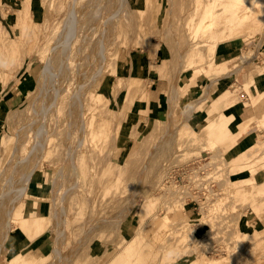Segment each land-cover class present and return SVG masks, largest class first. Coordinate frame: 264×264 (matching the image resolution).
Returning a JSON list of instances; mask_svg holds the SVG:
<instances>
[{
	"label": "rangeland",
	"instance_id": "1",
	"mask_svg": "<svg viewBox=\"0 0 264 264\" xmlns=\"http://www.w3.org/2000/svg\"><path fill=\"white\" fill-rule=\"evenodd\" d=\"M72 1L0 0V103L5 110L0 116V168L4 167L9 159V149L7 150L6 146L15 141L14 134L18 128L33 123L35 118L41 119L35 112L41 111L42 98L39 93L42 84H48V80L44 81L43 65L50 46L52 47L60 36ZM149 4L145 12L138 13L139 9L145 8V0L128 1V8L132 11L133 29L130 32L129 28L125 27L109 48L108 54L115 59L109 73L112 76L105 74L89 84L97 68L96 64L89 66L82 60L89 47L78 51L82 46L81 34H77L71 41L68 69L70 72L76 70L78 74H68L59 80L61 83L58 86L61 90L54 105L49 107L48 126L59 125L57 131H60L61 126L64 127L65 110L68 109L71 94L77 83L83 85L81 92L85 105L84 121L92 133L85 137V146L77 150V175L63 171V178L57 177L56 172L64 163V157L56 158L58 152L56 155L50 153L40 159L34 154L28 163H22L26 164L27 168L23 173L37 165L31 178V186L42 190V195L45 196L40 202L41 214L37 216V228H43L44 233L30 243L23 233L19 234L23 237L16 236L19 231L16 226H11L9 235L1 247L0 264H8V259L22 250L26 251L27 257L14 264H46L51 260L50 256H47V259L39 256L49 255L55 241L56 233L51 217L53 208L58 207L60 196L75 180L79 187L73 193L67 194L63 203L66 208L63 228L65 239L63 243L57 242L63 251L75 242L76 234L84 227L96 224L94 220L97 218L113 216L117 212L114 210L118 209L115 207H119L130 193L138 194L135 196L137 199L131 212L121 223L124 238L116 240L114 237L117 232L105 230V225L99 223L86 240L87 254L76 255L66 264H110L111 258L115 257L118 251L123 253L124 261H127L126 255L134 258L136 254H141L137 264H143V259L150 262L154 260L156 264H264V192L256 193L257 188H253L250 195L244 192L245 189L250 190L249 187H244V183H264V149H260V145H264V123L258 122V113L260 109H264V105L259 102L257 106H251L252 101L257 96L264 95V92L260 88L261 84L255 80L253 85L256 97L253 98L254 91L246 88L247 80L244 74L247 65L254 58H260L264 54V23L257 30L245 31L239 37H226L213 50H209L208 46L202 47L199 52L204 59L203 69L196 70L194 67L182 73L178 79L180 62L177 56L180 47H177V43L182 41V32L179 25L177 26L180 23L179 14L185 11V20L188 23L192 19L191 9L194 4H197V8H201L203 4L201 0H149ZM74 5L77 10L85 12L88 0H75ZM214 57L218 59L217 71L211 66ZM184 60L186 59H183V63ZM121 69L127 72L119 74ZM195 70L196 74L192 78ZM234 81L236 84L230 91L227 90L230 82ZM172 84L179 88L176 102L168 100ZM242 88L249 95L248 99L241 97L246 95ZM140 92H145L146 98L139 95ZM225 93L229 102H214ZM204 96V101L194 105ZM214 107H221L222 110L219 109L217 113L221 115L213 122L214 115L211 111ZM190 109H193L192 117H199L200 121L194 126L191 120L184 122ZM238 111L242 113L239 117L243 120H249V124L253 122L252 128L243 135L230 139L226 144L221 142L216 147L204 149L202 146L205 138L211 136L215 130L229 131L231 128L236 132L245 129V125H242L241 129L237 126ZM261 120H264V114ZM208 124L211 126L206 128L207 131L199 142L185 141L180 144V138L175 136L178 139H174L173 150L167 156L154 152L148 157L151 148L159 143L158 137L162 132L178 127H181L180 131L185 132L190 128L199 130L201 126ZM37 127L38 123H33L21 132L16 143L17 151L12 158L14 165L16 159L27 157L34 142L33 131ZM249 135H253L255 140H260L261 144L247 147L248 150L254 147L259 150L249 156L251 173H245V169L229 167V161L233 160L232 155L228 153L237 145V139L242 142ZM73 137L74 135L69 139L70 145L75 144L73 140L76 137ZM176 148L183 150L176 152ZM204 158L206 159L203 161ZM245 162L243 159L237 161L240 165ZM189 163H198L216 183L217 190L206 194L203 203L206 207H201L198 212L197 207L185 206L188 192L185 186L176 183L177 186L185 188L183 197L186 198H178L182 194H177L183 193L179 190L175 194L178 197L170 198L177 197L175 205L180 202L184 204L186 217H178L182 216L180 220L187 226L186 230L184 228L176 231L165 240H161L160 235L166 229L155 230L143 247L141 241H135L134 250L126 254L124 249L128 241H131L132 232L151 216V204L147 202L146 197L150 196V200L156 204L155 216L164 217L166 210L158 207L169 200L168 195L164 193H169L174 185L167 184L166 178L163 180L162 177L164 174L168 177L170 169L177 172L179 167ZM18 169L20 170L17 168V171ZM9 172L7 170L0 175V193L5 190L3 185ZM19 172L16 173L17 177L23 174ZM173 176L174 174L171 175L172 181ZM254 178L256 181H252ZM164 183L166 185H162ZM169 185L171 187L167 188ZM160 187L165 189H158ZM208 208L212 209V212ZM207 209L211 213L208 219L204 220ZM33 211V203L25 200L24 215L29 216ZM260 217L263 220H260ZM187 218L192 220L188 221ZM236 222L239 229L244 224L249 226L239 230L241 236H245L239 244L234 243L236 237L231 236L235 231ZM14 224L13 221L12 225ZM182 230L186 232V236L181 241L179 234ZM211 231L222 235L223 241L216 253L210 251V246L202 242L209 232L211 235ZM203 235L206 237H202ZM217 243L218 241H213L211 245ZM119 264L124 262L121 260Z\"/></svg>",
	"mask_w": 264,
	"mask_h": 264
},
{
	"label": "bare ground",
	"instance_id": "2",
	"mask_svg": "<svg viewBox=\"0 0 264 264\" xmlns=\"http://www.w3.org/2000/svg\"><path fill=\"white\" fill-rule=\"evenodd\" d=\"M128 1L129 0H88V6L85 12L77 10L75 8V0L71 2V6L67 13V18L64 21L60 36L56 40V43L52 47L50 46L48 56L45 58V62L43 65L44 81L48 80V84H42V88L39 93V97L42 98V106L41 111L35 113L37 114V116H41V119L35 118L33 122L38 123V127L33 131L34 142L31 146V150L25 159H16V164H13L12 158L17 151L16 143L20 139V134L26 129V127L31 126L33 123L20 126L14 134L15 141L12 144L6 146V149H9V159L5 166L0 168V175L3 172L5 173L7 170H9L10 172L7 175L3 185V187H5V190H2V192L0 193V251L2 249L1 247H3L2 244L9 235L11 226H16V229L19 231L16 236L23 237L19 235L20 233H23L29 239L30 243L39 238L44 233V231L42 230L43 228H37V223L39 222L37 221V216L41 214L40 209L42 205L40 204V202L45 198V196L42 195V190H37L31 186V178L37 165L28 170L29 172L26 171L27 173H23V171L27 168L26 164L24 165L22 163H28L30 161V157L34 154H36L38 159H40L42 157H45L46 155L49 156L50 153H55L56 155V153L58 152L59 154L56 155V158H60L61 156L64 157V163L63 166L56 172L57 177L63 178V171H67L68 173L71 172L75 175L78 174V167L77 163L75 162L77 150L85 146V143H83L86 141L84 140L85 137L90 136L92 133L84 121L85 105L83 104V97L81 92V88L83 85H79L76 83L70 97V102L67 107L68 109L65 110L66 124H64V127L61 126L60 131H57V126H59L57 124V126L53 127L48 126L50 115L48 110L49 107L54 105L57 95L61 90V88L58 86L61 83H59V80L67 77L68 74H78L76 70V72H70L67 63V60L70 56L69 50L71 48V41L77 37V34H81L80 42L82 43V46H80L78 51L80 52L83 49L87 48V46L89 47L88 52L82 57V60L86 62V65L90 66V64H96L97 67L91 79L89 80V84L95 82L101 76L104 77L105 74L112 76L109 73L115 64V59H112L111 55L108 54L109 48L114 44L116 40L115 38L125 29V27H128L130 32L133 29V24L131 22L132 11L130 10V8H128ZM172 1L174 2L176 0ZM201 2L203 4L201 8H197V4H194V7L191 9L192 19H190V22L187 23L185 20V11L182 10L183 12L179 14L180 23L177 24V26L179 25L182 32V41L177 43V47H180L178 50L179 55L177 56V59L180 62L178 68V79H180V75L182 73H186L194 67L196 68V70L203 69L204 59L199 52L202 47L208 46L209 50H213L216 48V45L226 37H239L241 33H244L245 31L257 30L259 26L264 23V0H201ZM149 6V0H145V8L139 9L137 12L143 13L149 8ZM169 28L171 29V27ZM189 34L191 35L190 37ZM199 38L204 39L200 40ZM176 42L177 41L175 40L174 43L176 44ZM183 59H186L184 60V63ZM217 61L218 59L214 57V60L211 64L215 71H217ZM187 66L189 67L187 68ZM236 69H238V67ZM121 70L119 74L127 72L123 69ZM196 70L192 74V78L193 75L196 74ZM24 82L26 81L24 80ZM178 92L179 88L175 84H172L168 100L170 102H176L179 96ZM140 94L145 97V92H140L139 95ZM204 98L205 96L197 100L194 105L200 103L201 101H204ZM259 102L264 105V95L257 96L252 101L251 106H257ZM219 109L222 110L221 107H214L211 111V113L214 115V117H212L213 122L220 117L219 115H221L220 113H217ZM3 111H5L3 104L0 103V116L3 114ZM192 112L193 109H190L188 114L184 118V122L191 120L192 122H194L192 124L194 126L200 121L199 117H192ZM241 114L242 113L240 112L239 115ZM258 114V122L260 124L264 123V120H261V116H263L264 114V109H260ZM242 125H245L246 127L248 124L242 123L238 127H240L241 129ZM210 126L211 124H208L204 127L201 126L199 130L190 128L189 130H186L187 132H185V130L180 131L179 128L181 127H178L174 130L170 129L168 131H164L158 137L159 143L155 144V147H153V149L151 148V152H149L148 157H150V155H152L154 152L167 156V154H169V152H172L173 150L174 139L177 140L178 138H180L178 142L180 144H184L185 141L199 142L202 139L203 134L207 131L206 128ZM229 131H213L211 136L205 138L204 145L202 147H204V149L216 147L221 142H223L221 144H226L230 139L232 140V138H236V136L239 135L237 133L239 130L235 132L230 128ZM59 135L60 137H58ZM73 135L74 137H76V139L73 140L75 144L70 145L69 141L71 140L69 139ZM175 136H178V138ZM50 138H52V140ZM239 141L237 139V145L228 153L232 155L231 159L233 160L229 161V167L238 168L241 170L245 169V173H251L250 167L252 166H250L251 162L248 161L251 160L249 156L253 155V152L256 153L259 148L254 147L253 149L248 150L247 147H249L250 145V147H253V144L257 145V143H260V140H255L253 135H250L247 136L242 142ZM95 142H97V140H95ZM54 147H56V149ZM260 149L263 150L264 145H260ZM175 150H177L176 152H181L183 148H176ZM211 155L210 158H212ZM239 159H243L246 162L240 165L237 163ZM187 165L193 164L189 163ZM187 165L181 168L179 167L178 170L184 172ZM17 168H20V170L18 169L17 171ZM21 168H23V170ZM19 171L21 172V174H23L20 177H17L16 173ZM174 172L175 171L173 169H170L168 177H166L165 174L162 177V179L166 178L165 181L167 182V184L169 183L170 185L175 186L170 189L169 193H166L167 191L164 193V195H168L167 199L169 198V200H166V202L161 204L162 206L164 205L163 207H160L161 205L158 207L163 210L165 209L166 215H164V217H156L154 214L157 210L156 204H154L152 200H150V196H147L146 200L151 204V216H149V218L142 225L138 226V228L132 232L130 238L131 241H128V245L124 249L126 251V254H129L134 250L133 243H135V241H141V246L143 247L144 243L153 236L155 230L162 228L166 229V231L160 235L161 240H165V238L170 237L171 234L176 233V231H181V229L184 228L186 230L187 226L183 223V220H180L182 216L186 217L184 204L178 202L179 204L175 205V203H177L175 202V200L177 201V195L182 194L181 196L179 195L178 198H186L183 197V195H185V188L182 186H177V184L171 180V175H173ZM245 178V180L247 181V177ZM256 178H254L252 181H256ZM40 184L41 183H39V185ZM54 185H56V183ZM162 185L166 184L164 183ZM170 185L167 188H170ZM246 186L250 188V190L245 189L244 191L248 195L253 193V188H257L256 193L264 192V183L255 182L252 185H245L244 183V187ZM77 187H79V184L75 180L74 183L66 187L63 194L61 193L62 195L60 196L58 207L53 208L51 217L54 224L53 229L56 233L55 241L53 243V246L51 247V252L49 255L39 256L46 259L48 258L47 256L51 257V260H49L46 264H66L70 263V261L76 255L87 254L88 250L87 246H85V244L87 243L86 240L91 234L92 230L96 229L99 223L105 225V230L109 229L112 232H117V236L114 237L115 239L117 238L120 240L124 238L122 236V230L124 229L121 223L131 212L133 204L137 199L135 198V196L138 194L137 192L130 193L121 205L118 203V201H116V203L119 204V207H115L118 209L114 208V211L117 212L114 213V215L112 213L113 216L100 217L95 219L94 221L96 222V224L84 227L82 231L76 234L75 242L67 247L66 250H61V247L57 245V242L59 241L60 243H63L65 239V231L63 228L65 226L64 217L66 216V208L63 203L67 198V194L73 193ZM158 189L164 190L165 188L160 187ZM178 190L183 192L184 194L178 193ZM173 196L177 197H175V199H171L170 197ZM183 199H181V201ZM25 200H30L33 203L34 211L31 212L29 216L24 215ZM178 201H180V199ZM15 209L17 212L15 211ZM209 210L208 212L204 213V220L208 219L209 213L212 212V209L210 210L211 212H209ZM171 214L173 216H170ZM178 215L182 216L178 217ZM202 218L201 220L203 221ZM191 220L192 219L190 218L188 219V221ZM260 220L263 219L260 217ZM13 221L15 223L14 225H12ZM235 224V231L231 233V236L234 235L236 237V240L235 242H233L239 244L241 243V239H243V237L245 236H241L239 232L240 229L238 226V222H236ZM185 234L186 232L184 230L180 232L179 239H181V241L185 239ZM58 246L60 248H58ZM118 252L119 253H116L115 257L111 258L109 262L110 264L114 262L115 264H119L121 260L124 262V264H137L138 259L142 257L141 254L138 255V253L134 258H131L129 255H126L124 253L127 259V261H124L125 259L123 260L122 255L123 253L121 251ZM102 254L104 255V252H102ZM24 257H27V253L25 250H22L21 252L12 256L11 259H8V264L18 263ZM59 260L60 262H58ZM143 261V264H156V261L154 260H152L153 262H150V260L143 259Z\"/></svg>",
	"mask_w": 264,
	"mask_h": 264
},
{
	"label": "built area",
	"instance_id": "3",
	"mask_svg": "<svg viewBox=\"0 0 264 264\" xmlns=\"http://www.w3.org/2000/svg\"><path fill=\"white\" fill-rule=\"evenodd\" d=\"M206 158L203 159V161ZM207 164V163H206ZM173 181L177 184L185 186L186 191L188 192V197L185 206L193 207L198 210H201L203 203L205 202L206 194L209 191L217 190L215 182L212 180L211 176L207 173V170H204L198 163L194 165H187L184 172L180 173V170L173 173ZM184 206V207H185ZM207 232V231H206ZM204 233V235L206 234ZM202 237H206V236ZM213 241H218L217 244L211 245ZM222 235L218 234L215 231H211V235H207L206 239L204 238L202 242L210 246V251L214 253L217 252L219 244L222 242Z\"/></svg>",
	"mask_w": 264,
	"mask_h": 264
},
{
	"label": "crops",
	"instance_id": "4",
	"mask_svg": "<svg viewBox=\"0 0 264 264\" xmlns=\"http://www.w3.org/2000/svg\"><path fill=\"white\" fill-rule=\"evenodd\" d=\"M244 74H245V79L247 80L246 88L247 89L250 88L251 91H254V96H252L253 98L256 97V90H255V87L253 85L255 80H257L261 84V89L264 92V54H262V56L260 58H257V57L254 58L247 65V69H246ZM231 79H230V81H231ZM230 83L231 84H230L229 88L227 89L229 91L233 87V85L236 84V82L234 81V82H230ZM238 84L242 85L241 83H238ZM242 91H245V90L242 88ZM226 93L222 94L219 98L215 99L214 102H218V103H221V102L227 103V102H229ZM245 93H246V91H245ZM248 96L249 95L247 93L244 96L241 95V97H243L244 99H248ZM8 101H7V103H9ZM230 103L232 104V102H230ZM239 116H241V115H239V111H238L237 114H236V117L238 118ZM242 123H247L248 125L245 127V129H242V130L239 131V133H238L239 135H243L249 128H252L251 125L253 124V122H251L249 124V120H247V119L243 120L242 117H239L238 120H237V126H239ZM241 227L249 228V226H245V224L242 225ZM241 227H240V229H241Z\"/></svg>",
	"mask_w": 264,
	"mask_h": 264
}]
</instances>
